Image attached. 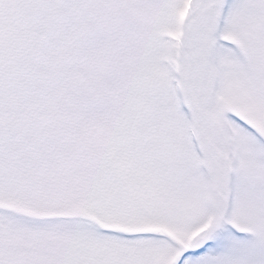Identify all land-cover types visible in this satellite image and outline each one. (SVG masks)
Masks as SVG:
<instances>
[{"label":"snow or ice","instance_id":"1","mask_svg":"<svg viewBox=\"0 0 264 264\" xmlns=\"http://www.w3.org/2000/svg\"><path fill=\"white\" fill-rule=\"evenodd\" d=\"M0 264H264V0H0Z\"/></svg>","mask_w":264,"mask_h":264}]
</instances>
